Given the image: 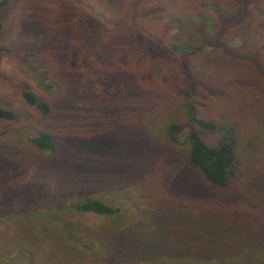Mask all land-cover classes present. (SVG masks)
Segmentation results:
<instances>
[{
  "label": "rangeland",
  "instance_id": "1",
  "mask_svg": "<svg viewBox=\"0 0 264 264\" xmlns=\"http://www.w3.org/2000/svg\"><path fill=\"white\" fill-rule=\"evenodd\" d=\"M166 1L148 0L140 9L154 11L130 19L125 0L116 10L111 0H5L0 106L16 117L0 120V264H99L103 232L121 222L140 229L137 264L156 247L169 264H264V0H249L242 24L217 34L201 24L216 26L237 0ZM131 27L188 46L186 86L173 79L179 61L128 44ZM214 34L236 57L210 45ZM185 90L197 119L233 135L235 172L222 187L187 166L188 126L176 142L167 136L185 121ZM21 91L49 113L39 116ZM192 127L208 145L219 137ZM43 131L53 152L29 142ZM84 199L118 214L69 210Z\"/></svg>",
  "mask_w": 264,
  "mask_h": 264
},
{
  "label": "trees",
  "instance_id": "2",
  "mask_svg": "<svg viewBox=\"0 0 264 264\" xmlns=\"http://www.w3.org/2000/svg\"><path fill=\"white\" fill-rule=\"evenodd\" d=\"M17 1V0H12ZM124 0H111L109 5H112V9L116 10L118 6L122 4ZM151 1V0H149ZM181 1V0H179ZM187 0H182L185 2ZM237 6L234 11L228 13L222 10L220 13H217L216 17V26L210 25L209 27L201 24V26L206 27L209 32L216 33L223 32L225 33L231 24H237V26L241 25L242 22L247 17L249 0H237ZM259 2V0H256ZM262 1V0H261ZM128 2V10H125L128 18L131 19L132 15H136V17H144L154 11V8H148L141 10L140 8H144V4H148V0H125ZM198 3L200 5H205L204 0H199ZM260 3V2H259ZM5 4V0L0 2V12ZM196 5V4H195ZM164 6H171L170 0H167ZM233 13V14H232ZM216 16V15H214ZM213 16V17H214ZM86 26L90 28V30L95 31L98 27H101L100 22L95 26L92 24L91 20L86 22ZM171 26L169 23H166L163 27V31ZM214 26V27H213ZM232 27V26H231ZM236 27V26H235ZM133 28V27H131ZM126 29L124 35L126 33L128 37V44L133 45L135 48L139 49L141 52L149 53L151 56L163 57L164 59H174L175 63H177L180 59L185 58L188 55L187 51H182L183 48H188L187 45L180 44L178 45L175 41L170 42L168 39H164L163 33L158 36H151L147 34L144 30H139L137 28ZM242 28V26H240ZM220 30V31H219ZM107 31V30H105ZM2 32V24L0 22V34ZM108 32V31H107ZM244 32H240V34ZM216 34H214V39L210 43V45L217 51L221 50L222 52L228 54L233 53V56L236 57V53L234 50L236 49H225L216 38ZM125 35V36H126ZM242 42H240L241 44ZM140 45L144 46L143 48ZM142 48V49H141ZM200 48V47H199ZM4 49L0 46V51ZM187 50V49H186ZM160 55L158 56L157 55ZM230 56V55H229ZM239 56V55H237ZM188 70L183 66V63L179 61L177 67L172 69L173 79L178 81V84L182 86H186L187 82L190 80L188 77H184L179 79V75H184V72ZM191 75V73H190ZM181 86V87H182ZM134 87V85H133ZM184 97V115L185 121L184 123H171L167 126L166 132L168 138L176 142L177 133L183 128V126H188L189 129L186 134V143H187V156H186V164L187 166L193 170L194 172L200 174L202 178L209 183L210 185H214L216 187H222L229 177H231L235 172V143L233 135L229 130L224 127H220L217 124L201 119H197L195 116L194 105L190 99V91L185 90L182 92ZM20 96L24 103L30 107L36 109L39 116H46L49 113V107L46 102L38 100L32 93L29 91H21ZM132 98V97H131ZM131 98H126L125 96L121 97V101L131 102ZM16 117V114L3 109L0 106V120L12 121ZM195 125L201 130L206 132L218 135L215 143L213 145L206 144L200 136L197 134L196 130L192 125ZM29 142L32 144L34 148L40 151H48L53 152L55 149V145L53 139L49 133L46 132H38L36 136L29 139ZM69 210L73 212H77L81 215L87 216H112L114 214H118L117 210L106 206L102 202L98 200L84 199L81 202L75 203L70 206ZM124 223H117L114 229H109L103 232L102 241L105 247L103 257L99 261V264H137V256L140 255V252L143 250L136 242V235L140 229L137 224L133 225V230L131 229L132 225L124 226ZM116 230V231H114ZM67 232L65 238L71 237L69 235V231ZM115 232V234H114ZM136 234V235H135ZM89 240V239H88ZM87 239L82 243V249L91 250L93 243H90ZM91 240V239H90ZM89 242V243H88ZM149 245V243H147ZM153 247V246H148ZM99 252V251H98ZM97 252V253H98ZM169 252V251H168ZM143 261L149 262V264H169L175 263V261L168 256V253L164 248L156 247L153 250V253L149 258H144ZM189 262V261H188ZM193 264H204L199 261L194 262ZM221 264V263H220Z\"/></svg>",
  "mask_w": 264,
  "mask_h": 264
}]
</instances>
